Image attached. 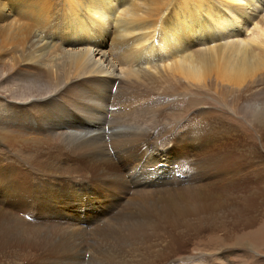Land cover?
Instances as JSON below:
<instances>
[{
    "label": "bare ground",
    "instance_id": "6f19581e",
    "mask_svg": "<svg viewBox=\"0 0 264 264\" xmlns=\"http://www.w3.org/2000/svg\"><path fill=\"white\" fill-rule=\"evenodd\" d=\"M31 1L28 17L0 0V264H216L231 221L264 230L247 214L264 199V0ZM211 72L249 129L185 98Z\"/></svg>",
    "mask_w": 264,
    "mask_h": 264
},
{
    "label": "rangeland",
    "instance_id": "374dc122",
    "mask_svg": "<svg viewBox=\"0 0 264 264\" xmlns=\"http://www.w3.org/2000/svg\"><path fill=\"white\" fill-rule=\"evenodd\" d=\"M5 5H9V3H8V0H1ZM29 0H24V3H26V8H27V10H28V17H31V14L32 13H34L35 11L33 10V8H36L35 6L36 5H34V2H35V4H36V1H34V2H32L31 0L28 2ZM7 2V3H6ZM32 2V3H31ZM148 2L147 1H145V3H143L145 6H152L153 4H152V2H150L152 5H149V4H147ZM16 5V4H15ZM28 5V6H27ZM5 7L6 6H4L3 7V10H2V12L3 13H7L6 11L7 10H5ZM29 9H31V10H29ZM119 10H121L120 8L119 9H117L116 11H113V12H115L116 13V15L118 14V11ZM12 10H10L9 11V15L8 16H6V20L8 21V19H10L11 18V15H13L14 14V11H13V14H10V12H11ZM32 11H34V12H32ZM17 12H18V10H17ZM30 12H32V13H30ZM259 13L260 12H262V10L261 9H259V11H258ZM19 13V12H18ZM30 14V15H29ZM223 14H224V16H227L228 15V13L227 12H223ZM14 15H18L17 13H15ZM12 16V18L13 17H16V16ZM116 15L114 16V18L116 17ZM13 19H16V18H13ZM12 19V20H13ZM20 20H22V19H19V21ZM4 21V20H3ZM113 21H114V19H113ZM213 26H215V24H209L208 26H202V29H209V30H211L212 28H213ZM1 28H2V30H0V43L2 44V45H4V44H6L7 42H8V40H9V37H11V36H9L10 34L8 33V31H7V29H6V25H5V27L2 25V26H0ZM0 28V29H1ZM9 28V31H11L12 32V30H11V27H8ZM2 31V32H1ZM193 31V30H192ZM2 35V36H1ZM6 35V36H5ZM56 36H58V34H56ZM195 36H194V34H193V38H194ZM5 38V39H4ZM50 38H52V39H49L50 41H53V42H55V43H57V44H61L62 43V37L61 38H59V37H50ZM4 39V40H3ZM55 39H59V41H55ZM6 40V43L4 42V43H2V41H5ZM219 42H223V41H216V42H214V43H219ZM75 43V42H74ZM214 43H212V44H214ZM186 44L188 45V46H191L192 44L190 43V42H186ZM76 47H79V46H76ZM90 47V46H89ZM89 47H84V48H89ZM108 45L107 46H105V49H108ZM95 55V56H94ZM92 56H93V58L95 59V60H97L98 59V53H96L95 51H94V53H92ZM103 62V61H102ZM105 62H103V64H104ZM115 64L114 65H116V61L114 62ZM102 64V65H103ZM117 66V65H116ZM115 67V66H114ZM212 73V72H211ZM210 73V74H211ZM214 73V72H213ZM211 74V77H210V75H208L207 76V80H204V82L205 81H207V85L204 83H202V85H200V86H198V95H196V96H193V94L191 93V92H187V93H185V98L186 99H197V100H203V101H206V104L204 105L205 107H207V108H209V109H212V108H216V109H221L220 110V112H222L221 114H222V116L221 117H223V118H226L227 119V121H231L232 123H234V124H237V125H242L243 126V124H244V127H246L247 129H249V127L247 126V124L243 121V119L240 117V116H238L237 115V113L235 112V108L237 107L239 110H241V105H242V103L241 102H238L239 104H236L235 103V101H234V103H232L231 102V100H229L231 97H229L228 96V94H227V92H223V93H221L219 90H221V89H223V88H226V85H224V84H222L221 82V86H223V88L221 87L220 89H215V87L216 88H218L219 86H218V84H219V81H218V79L216 80L215 78V75L214 74ZM263 73H264V71H263ZM264 76V75H263ZM262 76V80H263V84L261 83V85H264V77ZM210 77V79H208ZM219 78V77H218ZM209 80V81H208ZM220 80V79H219ZM261 80V79H260ZM210 82V83H209ZM248 82H250V81H248ZM119 83H120V80H119ZM212 84V85H211ZM105 84H103V86H104ZM205 85L207 86V87H205ZM214 85H216V86H214ZM220 85V84H219ZM209 87H214L213 89H211L210 90V88ZM228 87V86H227ZM144 88V87H143ZM214 90H216L217 92L216 93H218V92H220L218 95L215 93V91ZM114 91V90H113ZM113 93V92H112ZM191 97V98H190ZM213 97L215 98V99H213ZM224 98H226V99H224ZM217 99V100H216ZM218 100H220L223 104H224V106L223 107H220V106H222V104H221V102L220 101H218ZM204 106L203 105H201V104H199V106L198 107H200V108H204ZM109 109H112L111 107H109ZM194 109H197V108H192V109H190L188 112H187V110L188 109H185V112H184V114L183 115H180L179 117H182V116H184L185 114V116L183 117V118H181L180 120H178V118L176 117V118H174L173 119V121H174V123L171 121V122H168L167 123V125H169L171 128H174V127H176V126H179L178 124L188 115V113L189 112H191V111H194ZM110 111V110H109ZM177 119V121H175ZM77 121H80L81 123L83 122V121H81V120H77ZM89 125H92V123H88ZM84 130V129H83ZM88 132H96V131H88ZM104 135V134H103ZM263 138H264V135H263ZM263 141V144H264V140H262ZM262 147H263V150H264V146L262 145ZM169 148H172V147H169ZM180 152H182V153H184V151L183 150H180ZM114 160H115V162L117 161V159L116 158H113ZM143 159H146L147 161H153V162H157V163H159L158 161L160 160L161 162H166V160L168 161L169 159H170V157H163V158H157V157H154V156H152V157H146V158H143ZM142 160V159H141ZM122 172H123V170H121ZM67 181V180H66ZM98 181V180H97ZM65 182V181H64ZM67 184V183H66ZM65 184V185H66ZM64 185V186H65ZM63 188V186L59 189V191L61 190ZM252 188V187H251ZM250 188V189H251ZM59 191H57V192H59ZM56 193V192H55ZM43 199H45V197H43ZM85 202V201H84ZM83 202V203H84ZM87 202H89V201H87ZM97 206H99V207H101L102 208V205L100 204V203H98V202H94ZM261 205L259 206V210H257V209H255L253 206H251L250 208H249V210H251L250 211V213H249V210H248V212H247V214H250V215H257V216H255V217H257V222H262V226H263V229H264V199L262 200V202L260 203ZM62 208V207H61ZM74 208H76V206L74 207ZM254 209V210H253ZM76 210V209H75ZM75 210H74V212H75ZM256 211V212H255ZM259 211V212H258ZM263 211V212H262ZM233 212H235V213H233V215H235L234 217H233V215H232V217H230L229 215V220L230 219H232V220H236L237 221V217L239 218L240 217V214H238V212L237 211H233ZM72 213H73V210H72ZM257 213V214H256ZM261 213V214H260ZM104 214V213H103ZM103 214L101 215L102 217H100V220H98V221H95L94 223H97V224H100V222L101 221H105L104 219H103ZM236 214H237V216H236ZM253 215V216H254ZM104 216H106L107 217V215H104ZM26 217H28L27 215H26ZM255 219V218H254ZM82 220L83 221H85L86 220V218L85 217H82ZM231 221V220H230ZM232 222V224L229 222V226H230V224L232 225V226H230L226 231H227V234L229 235V238H228V242H229V246L230 247H227V248H225V249H223V251H224V256L225 257H222L221 258V255L219 256H214V255H212V253H221V251H218V246L220 245V243L218 242V241H213V246H215L216 247V249H217V251H215V252H213L212 251V253L211 254H209V256H206V257H204L205 259H206V261L207 260H210V258H212V260H210L209 262H211V261H213V262H215L216 264H264V230H261V231H258L257 233H253L252 232V228L255 226V224H256V222H253L252 224L250 223V224H248V226H247V224L245 225V224H236V222H233V221H231ZM238 222V221H237ZM235 224V225H234ZM241 225H243V226H241ZM246 227H245V226ZM235 226V227H234ZM90 229V228H89ZM247 230H249L250 231V235H248V236H246V237H240L239 235L240 234H242V232L244 231H247ZM223 231H224V229H220V230H216L215 231V235L217 236V237H220V236H222L223 235ZM231 232V233H230ZM252 232V233H251ZM235 236H237V237H235ZM237 238V239H236ZM238 238H241V240L242 241H245V243L244 242H242V244L241 243H238V241H241L240 239H238ZM207 239H208V237L206 238V236L203 238V236L202 237H196L194 240H196V242H199V243H201L200 245L202 246V243L204 244V243H207L208 241H207ZM234 239V240H233ZM233 240V241H232ZM263 240V241H262ZM232 242H234V243H232ZM247 242V243H246ZM215 244H217V245H215ZM241 244V245H240ZM189 247H190V245H189ZM189 247H188V249H189ZM240 247V248H239ZM204 248H207L208 249V251L210 250L207 246H205L204 245ZM199 251H196L195 249H190L189 250V252H187L188 254H186V255H198L199 253H198ZM65 260V259H64ZM63 260V261H64ZM62 261V262H63ZM208 262V263H209Z\"/></svg>",
    "mask_w": 264,
    "mask_h": 264
}]
</instances>
